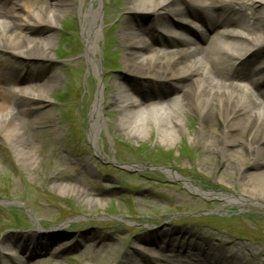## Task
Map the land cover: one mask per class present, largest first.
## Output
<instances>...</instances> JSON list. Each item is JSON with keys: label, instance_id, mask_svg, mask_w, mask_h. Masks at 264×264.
Instances as JSON below:
<instances>
[{"label": "bare ground", "instance_id": "1", "mask_svg": "<svg viewBox=\"0 0 264 264\" xmlns=\"http://www.w3.org/2000/svg\"><path fill=\"white\" fill-rule=\"evenodd\" d=\"M95 3L96 0H90L86 6L80 28L84 58L98 78L102 75L96 58L102 37L99 22L102 10ZM66 10L81 15L82 0H0V134L10 142L23 166L35 160L37 142L41 140L39 124H42L37 122L39 120L29 123L23 119L33 116L38 106H48L47 92L60 78L57 74L60 67L51 49L60 15ZM122 13L119 42L124 49V73L116 79L118 86L114 94L97 89L90 112V143L95 148L101 129V105L108 102L110 107H118L120 95L127 99L120 107L125 113L124 123L133 127L137 136L157 126L158 140H165L170 146L181 135L182 113H188L197 122L189 141L211 151L205 154L199 167L210 175L208 159H217L223 173L227 174L224 181L239 183L240 192L228 195L205 191L190 180L181 181L184 187L192 194L215 198L228 205L249 203L264 210V90L246 86L254 85L249 74L256 76L255 67L250 65L256 63L264 75V0H125L124 4L113 6L111 16H122ZM143 15L153 19L149 26L151 42L130 43L128 30L138 23L135 19ZM187 21L201 24L202 34L192 33L185 24ZM243 28L247 29L245 36L239 32ZM186 33L193 36V41L187 43L179 38ZM193 42L203 45L202 48H197ZM171 92L176 100L144 101L151 97L167 99L166 95ZM137 94L143 100L131 99ZM9 105L13 106L10 112L7 111ZM165 174L172 180L178 179L177 174L169 170ZM57 189L64 190L59 186ZM71 191L66 190V194L73 192L74 197L84 201L90 209L103 205L102 200H86L83 193ZM181 231L156 229L136 238L118 264H133L137 258H141L143 264L245 261L247 246H236L230 254L227 243L217 246L199 236L183 237L185 241L181 243L182 239L175 238ZM38 232H31L29 238H43ZM185 232L182 235L187 236ZM114 235L119 238L121 233L115 229ZM25 238L28 236L1 238L0 262L8 259L7 264L11 261L24 264L26 259L29 261L28 258L45 251V246L27 244ZM103 238L102 235L75 236L60 252L82 247L88 250ZM86 241L94 243L85 245ZM184 246L194 253L185 254L180 260L172 258L177 255L169 256ZM106 248L111 257L119 254L113 247ZM10 249L17 251L16 259L6 257ZM92 257L87 255L95 262Z\"/></svg>", "mask_w": 264, "mask_h": 264}, {"label": "rangeland", "instance_id": "2", "mask_svg": "<svg viewBox=\"0 0 264 264\" xmlns=\"http://www.w3.org/2000/svg\"><path fill=\"white\" fill-rule=\"evenodd\" d=\"M124 2L96 0L94 4L102 10V37L96 54L102 75L98 78L84 58L80 28L90 0H82L81 15L71 10L60 15L51 49L60 78L47 92L48 106H38L33 116L23 119L42 123L34 162L19 164L10 142L0 134V239L23 237L37 229L45 232V237L37 240L25 238L27 244L45 246V251L27 264H118L136 238L156 229L174 228L182 230L175 238L193 235L217 246L227 243L230 254L236 246H247L245 261L238 260L237 264H264V210L249 203L228 205L192 194L181 182L190 180L214 193L240 192L239 183L224 181L227 174L217 159H208L210 175L199 167L211 151L189 141L197 123L193 116L182 113L181 135L170 146L158 140L157 126L137 136L134 128L124 123L125 113L120 107L125 99L120 95L118 107L112 108L108 102L101 105V129L95 148L90 143V112L97 89L114 94L117 80L124 73V49L119 42L124 13L111 16L113 6ZM135 20L149 23L152 17ZM12 109L9 105L7 111ZM166 170L176 173L178 179H170ZM68 189L83 193L86 200H102L103 205L90 209L72 191L66 194ZM115 229L121 233L119 238L114 235ZM185 231L187 236L182 235ZM79 235L104 238L97 243L86 241L85 245L94 243L88 250L82 247L58 253L72 236ZM107 246L119 254L109 256ZM5 255L17 258L15 249ZM133 264L143 263L138 258Z\"/></svg>", "mask_w": 264, "mask_h": 264}]
</instances>
